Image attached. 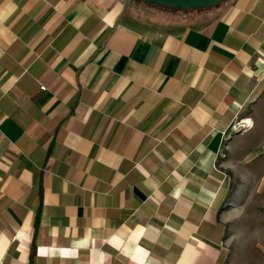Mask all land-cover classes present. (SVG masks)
Masks as SVG:
<instances>
[{"label": "crops", "instance_id": "0c3cea01", "mask_svg": "<svg viewBox=\"0 0 264 264\" xmlns=\"http://www.w3.org/2000/svg\"><path fill=\"white\" fill-rule=\"evenodd\" d=\"M258 159L264 0H0V264H227Z\"/></svg>", "mask_w": 264, "mask_h": 264}, {"label": "rangeland", "instance_id": "374dc122", "mask_svg": "<svg viewBox=\"0 0 264 264\" xmlns=\"http://www.w3.org/2000/svg\"><path fill=\"white\" fill-rule=\"evenodd\" d=\"M248 167L256 173L240 184L236 201L240 211L229 223L225 244L227 264H264V159L251 161ZM230 177L234 186L243 180L232 173Z\"/></svg>", "mask_w": 264, "mask_h": 264}, {"label": "water", "instance_id": "95a60500", "mask_svg": "<svg viewBox=\"0 0 264 264\" xmlns=\"http://www.w3.org/2000/svg\"><path fill=\"white\" fill-rule=\"evenodd\" d=\"M145 4H154L163 8L174 10H198L214 7L224 0H137Z\"/></svg>", "mask_w": 264, "mask_h": 264}, {"label": "trees", "instance_id": "16d2710c", "mask_svg": "<svg viewBox=\"0 0 264 264\" xmlns=\"http://www.w3.org/2000/svg\"><path fill=\"white\" fill-rule=\"evenodd\" d=\"M220 4V3H219ZM219 4H217L216 6H218ZM216 6H214V7H216ZM210 8H213V7H209V8H202V9H210Z\"/></svg>", "mask_w": 264, "mask_h": 264}, {"label": "built area", "instance_id": "2783aa9c", "mask_svg": "<svg viewBox=\"0 0 264 264\" xmlns=\"http://www.w3.org/2000/svg\"><path fill=\"white\" fill-rule=\"evenodd\" d=\"M40 89H41V90H45V87H44V86H40Z\"/></svg>", "mask_w": 264, "mask_h": 264}, {"label": "flooded vegetation", "instance_id": "af4514ba", "mask_svg": "<svg viewBox=\"0 0 264 264\" xmlns=\"http://www.w3.org/2000/svg\"><path fill=\"white\" fill-rule=\"evenodd\" d=\"M131 1V0H130ZM132 1H136V2H139V1H137V0H132Z\"/></svg>", "mask_w": 264, "mask_h": 264}]
</instances>
